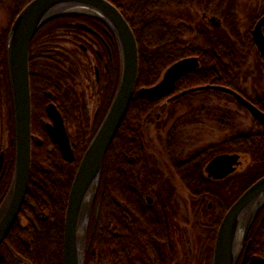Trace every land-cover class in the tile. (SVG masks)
<instances>
[{"label": "flooded vegetation", "instance_id": "obj_1", "mask_svg": "<svg viewBox=\"0 0 264 264\" xmlns=\"http://www.w3.org/2000/svg\"><path fill=\"white\" fill-rule=\"evenodd\" d=\"M210 18L201 15L202 20L220 27L218 19L211 22ZM52 20L39 28L28 48V185L34 153L40 159L34 168L33 185L38 186L43 207L47 198L56 202L51 206L63 212L64 223L76 169L114 95L120 58L116 39L101 21L78 15ZM12 21L0 28V40L6 30L7 39ZM250 41L251 50L234 40L238 48L229 54L231 66H223L219 60L220 65L212 69L214 83L176 92L178 78L164 96H141L151 111L137 125L138 150H133L135 139L131 135L135 133L129 123L122 131L119 158L108 149L104 155L87 223L83 264L211 263L223 215L242 192L264 176V125L233 96L264 115V58L251 33ZM195 42L198 47L202 45L199 40ZM252 49L257 59L253 67L246 66ZM217 53L222 54L220 50ZM185 58H195L198 63L186 74L199 69L198 54ZM164 71L151 86L161 80ZM203 86L225 90L178 96ZM57 115L71 160L62 155L48 133ZM78 150L83 153L73 165ZM233 156L237 157L235 164L231 162ZM217 157H225V161L208 172L207 165ZM13 167L11 97L6 68H0V202L10 185ZM20 211L17 227L25 229L31 216ZM39 217L48 226L54 223L47 209ZM2 243L1 258L14 257L17 263H24ZM246 243V254L241 253L236 264H251L254 258L264 260V206L250 227Z\"/></svg>", "mask_w": 264, "mask_h": 264}, {"label": "water", "instance_id": "obj_2", "mask_svg": "<svg viewBox=\"0 0 264 264\" xmlns=\"http://www.w3.org/2000/svg\"><path fill=\"white\" fill-rule=\"evenodd\" d=\"M78 15L101 21L113 34L119 47V76L108 109L90 139L76 169L64 215L61 264H83L86 229L96 196L100 169L104 155L111 144L135 93L138 53L131 28L116 7L106 0H31L15 16L10 26L5 46V64L11 97L14 130V167L8 190L0 202V244L13 224L27 190L30 173V94L28 80V48L34 34L48 21L64 16ZM210 21H217L210 18ZM215 23L213 26L217 27ZM264 14L256 21L252 41L264 58ZM195 58L181 59L170 65L161 80L154 86L141 88L136 94L147 98L164 96L172 91L175 82L184 74L197 68ZM208 89L203 86L183 91L178 96ZM229 93V90H226ZM233 94V93H232ZM251 116L264 125V115L239 96L233 94ZM49 109V108H48ZM53 130L48 129L52 141L62 155L70 159V150L64 137L62 123L57 115ZM236 156L232 163H236ZM225 157L211 161L210 172ZM264 206V176L250 185L231 204L223 215L216 232L210 264H236L241 253L245 256L247 234L258 212ZM251 264H264V260L251 259Z\"/></svg>", "mask_w": 264, "mask_h": 264}, {"label": "trees", "instance_id": "obj_3", "mask_svg": "<svg viewBox=\"0 0 264 264\" xmlns=\"http://www.w3.org/2000/svg\"><path fill=\"white\" fill-rule=\"evenodd\" d=\"M30 0H0V5L6 3L10 6L9 13L10 22L18 14V12ZM122 14L128 22L137 44L138 52V73L136 79V87L146 88L154 84L161 73L173 63L185 59V57L199 55L200 67L193 73L186 74L176 82V92L182 91L189 87L202 85L205 83H214L213 68L220 65L231 66L229 54L237 50L235 41L241 44L242 48H250L251 45L249 31L245 34L247 37H242L243 41L239 40L238 32L235 30L233 14L230 11H225L221 16L223 18L224 29L215 27L208 29L206 24L202 22H194L187 16V22L178 21L175 24L169 23L165 18L155 14L158 10L176 8L179 10L187 9L192 5L193 0H106ZM261 17L264 14V4L258 11ZM76 15H64L56 19L75 17ZM179 16H177L178 18ZM258 17V18H259ZM201 21V20H200ZM50 23V22H49ZM7 30L0 40V68L5 70V44ZM186 34H192L194 39L199 40L201 46L188 44L183 37ZM237 37L232 40V37ZM218 50L222 54H218ZM205 94V93H204ZM148 101L142 99L141 96L133 94L121 124L108 147V153H115L119 158L121 155L120 139L122 131L132 125L134 133L137 131V125L143 116L150 112ZM130 125V124H129ZM92 128L90 129V132ZM135 139L132 145L133 150H138V137L135 134L131 135ZM89 140V136L87 137ZM85 147V145H84ZM82 150L76 153V161L73 165H77ZM129 153V152H127ZM40 159V158H39ZM37 155H32V169L30 182L27 193L21 206V211H26L31 216L26 220L25 229L17 227V221L13 224L2 246L7 248L14 256L18 257L25 264H61V246H62V214L56 211V207L51 204L55 202L53 199L47 198L46 205L43 207L42 200L38 196V186L33 185L34 168L39 165ZM31 189L36 190V194L31 192ZM56 203V202H55ZM30 206H33L32 208ZM47 209L54 221L52 226H48L45 221H41L39 213ZM57 229V230H56ZM22 262V263H23ZM23 263V264H24ZM0 264H19L13 259H3L0 257Z\"/></svg>", "mask_w": 264, "mask_h": 264}, {"label": "rangeland", "instance_id": "obj_4", "mask_svg": "<svg viewBox=\"0 0 264 264\" xmlns=\"http://www.w3.org/2000/svg\"><path fill=\"white\" fill-rule=\"evenodd\" d=\"M262 4H264V0H193L192 5H190L187 9H183V11L176 8H168L158 10L155 12V14L165 18L166 21L172 24H175L178 21L187 22V16L189 15V18L192 21H203L208 29L215 28L205 20L201 19V15L205 14L208 17H214L215 19H218V21H220V27L224 29L225 25L223 24V18L221 15L225 11H230L234 16L233 21L235 30L238 32L237 34L239 36V40L243 41L242 37H247L245 34L246 32L249 31L248 34L250 36L253 26L260 16L258 11L260 10ZM10 12L11 8L8 4L3 3L0 5V28L5 26V24L10 20ZM177 16L179 17L177 18ZM235 38L237 39L236 36L232 37L231 39L234 40ZM183 40H185L188 44L197 43L195 42L196 39H194L192 34H186L183 37ZM248 49L251 50V48ZM250 52H253V49ZM251 55L252 56L250 58H247L249 61L246 66L253 67L257 59L255 56H253L254 52Z\"/></svg>", "mask_w": 264, "mask_h": 264}]
</instances>
